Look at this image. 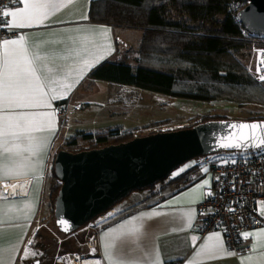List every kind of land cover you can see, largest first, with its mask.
<instances>
[{
	"label": "crops",
	"instance_id": "obj_1",
	"mask_svg": "<svg viewBox=\"0 0 264 264\" xmlns=\"http://www.w3.org/2000/svg\"><path fill=\"white\" fill-rule=\"evenodd\" d=\"M93 1L26 0L28 5L48 4V8L41 10L47 13L46 18L33 20L30 27L9 26L22 33L5 40L25 38L22 43L29 57L39 56L35 66L45 92L49 97L59 98L51 99V107L0 109V118L17 113L34 114L28 119L41 128L22 131L19 138L11 135L0 137V162L14 166L26 158L32 167L27 175L0 178V264H25L36 260L37 250L42 252L30 241L36 234L37 223L45 207L56 140L66 121L59 116V104L66 101L69 110H74L71 116L84 108L90 111L97 103L85 96L95 92V87L88 88L90 73L108 60L121 59L131 63L126 59L131 48L128 45L121 48V37L117 33V28H128L92 20L90 7ZM24 7L25 0H15L8 11ZM18 20L19 17L14 21L8 16V25ZM141 33L143 36V31ZM3 41H0V71L3 70L5 53ZM18 47L10 45L9 51ZM74 104H80V109H74ZM41 113H54V116L43 117L39 115ZM79 117L74 119L81 122ZM225 118L233 116L225 115ZM5 148L10 151L5 152ZM217 156L223 160L230 159L226 152H219ZM189 170L190 182L159 184L154 189L132 192L95 219L93 237L86 243L81 242L80 247L78 230L66 234L65 238L59 239L55 259H48L52 260L48 264H53V260L60 263L68 254L80 256L75 259L77 264H112L110 255L118 264H156L157 260L160 264L180 261L183 264H264V225L243 232L241 245L244 251L239 255L230 250L222 230L216 229L205 235L198 232V226L205 217L199 205L211 193L214 175L208 166L194 164L186 166L183 171L173 172L171 179ZM205 181L208 184H204ZM12 185H16L15 189ZM257 209L264 217V201L257 205ZM157 212L161 215H153ZM189 212L192 216L190 225ZM214 233L220 234L219 244L215 238L208 240ZM245 234L251 235L245 238Z\"/></svg>",
	"mask_w": 264,
	"mask_h": 264
},
{
	"label": "trees",
	"instance_id": "obj_2",
	"mask_svg": "<svg viewBox=\"0 0 264 264\" xmlns=\"http://www.w3.org/2000/svg\"><path fill=\"white\" fill-rule=\"evenodd\" d=\"M240 3V0L93 1L90 7L92 20L142 29L144 34L140 51L156 57L151 56L146 60L152 63L150 65H146L142 59L137 64L121 59L105 61L90 73L88 88L92 89L96 81H106L114 86L147 89L169 99L185 98L202 102L217 99L235 101L236 96L250 88L264 92V82L254 78L244 63L249 58L248 50L253 42L259 40L264 44V37L253 36L244 29L237 19ZM185 82L192 84L187 87ZM66 104V101L60 103L59 108ZM220 118L225 117L206 115L195 124ZM251 119L257 117L248 120ZM164 123L150 125L160 126ZM159 131L162 130L155 132ZM134 137L136 134L133 130L122 126H111L98 132L76 130L65 139L62 149L77 152L119 144ZM54 159L51 170L53 185L48 196L53 219L55 198L61 187L55 175ZM190 172L173 179L169 176L140 191L154 189L159 184L190 182ZM40 245L43 247V242Z\"/></svg>",
	"mask_w": 264,
	"mask_h": 264
},
{
	"label": "water",
	"instance_id": "obj_3",
	"mask_svg": "<svg viewBox=\"0 0 264 264\" xmlns=\"http://www.w3.org/2000/svg\"><path fill=\"white\" fill-rule=\"evenodd\" d=\"M240 1L247 2L238 13L244 29L264 36V0ZM251 124L258 127H241ZM261 138L264 118H220L101 148L77 152L60 149L53 166L61 182L55 198L56 226L60 232L70 234L108 212L132 192L171 176L196 157L256 150L264 147ZM35 264H39L38 259Z\"/></svg>",
	"mask_w": 264,
	"mask_h": 264
},
{
	"label": "rangeland",
	"instance_id": "obj_4",
	"mask_svg": "<svg viewBox=\"0 0 264 264\" xmlns=\"http://www.w3.org/2000/svg\"><path fill=\"white\" fill-rule=\"evenodd\" d=\"M142 31V29L134 28H128L125 30L117 28V33L119 37H121V48L125 47V45H128L131 48L130 55L126 56V59L129 60L131 64H137L138 61L142 59L141 61L145 60L144 62L146 65H150L152 63L146 62V60H149L151 56L154 57L155 55H145V52L140 51L142 38L140 39L139 37H142ZM248 52L250 53L249 58H247L244 63L250 68L252 76L257 79L255 71L256 62L254 53L252 52V46ZM96 82V85L94 84L95 92L93 94L85 95L89 100L97 102L94 105L95 108L93 107L90 111H88V109L85 110L84 108L83 110L74 113L73 116H71L70 113L74 110H69L68 115L65 117L66 119H64L66 121L61 128V133L56 140L57 147L55 148V153L62 149L65 139L73 135L76 130L98 132L111 126H122L125 129L133 130L136 136H142L155 132L158 129L169 131L191 127V125L200 121L202 116L206 115H220L223 117L228 115L233 116V118L237 117L238 119L256 117L264 118V92H256L251 88L240 96H236L237 98L235 101L217 99L215 101L212 100L211 102H202L185 98L169 99L161 93L139 87L129 85H127V87L114 86L106 81ZM191 84V82L184 83L187 87ZM110 93L116 94L111 96L109 95ZM114 98L116 100H114ZM113 100L116 101V104ZM98 103H101V106ZM74 117H79L81 122H77ZM157 122L166 123L160 126L150 125ZM55 153L54 157L56 156ZM194 164L195 160H191L175 171H180L186 166ZM51 170L49 173V181H47L45 207L40 215L39 224L37 223V226H39L36 230V234H34L31 239V245L37 248L40 247L42 250V252L37 250L36 253L35 259L39 260V264L50 263L52 260L48 259H53L57 254L56 251L59 247V239H63L67 236L59 231L48 205V196L50 194L51 186L53 185ZM172 176L173 174H171L170 177ZM126 205L127 204L123 205L121 208H124ZM78 231L79 247L81 242L86 243L90 241L95 233L93 224L90 222L78 229ZM42 242L43 247L40 245ZM79 257L80 256H74V254H68L64 260H60V263H56L55 260H53V264H68L70 261H75V259L78 260ZM34 261L25 264H35Z\"/></svg>",
	"mask_w": 264,
	"mask_h": 264
},
{
	"label": "built area",
	"instance_id": "obj_5",
	"mask_svg": "<svg viewBox=\"0 0 264 264\" xmlns=\"http://www.w3.org/2000/svg\"><path fill=\"white\" fill-rule=\"evenodd\" d=\"M14 2L15 0H0V41L18 37L22 33L21 30L5 26V22L8 24L9 21L8 16H4L3 13L8 11ZM241 2L240 10L247 4ZM260 42L259 40L253 42L252 52L256 62V77L264 82L260 79L264 75L262 62L264 44ZM69 108V104L61 106L58 109L59 116L65 119ZM73 108L78 110L80 105L74 104ZM225 152L230 155V159H220L218 153L205 154L193 159L196 165L208 166L214 175L213 189L199 205L205 217L198 226V232L205 235L216 229L222 230L230 250L239 255L244 251L241 245L243 232L264 225V217L257 209V205L264 201V147L252 151ZM94 220L90 223L96 225Z\"/></svg>",
	"mask_w": 264,
	"mask_h": 264
},
{
	"label": "snow or ice",
	"instance_id": "obj_6",
	"mask_svg": "<svg viewBox=\"0 0 264 264\" xmlns=\"http://www.w3.org/2000/svg\"><path fill=\"white\" fill-rule=\"evenodd\" d=\"M48 7V4L28 5L25 0L24 8L11 12L5 11L3 13L4 16H11L14 21L17 17H19V20L13 25H8L7 22H5V26L30 27L33 20L42 21L43 18H46L47 13H44L41 10ZM24 40L25 38L21 36L18 40L3 41L5 53L3 70L0 71V109L28 108L37 106L51 107V99L59 98L57 96L49 97L48 93L45 92V85L41 77L37 74L38 69L35 66V60H38L39 56L37 55L34 58L29 57L27 48L22 43ZM10 45H19V47L12 48V50L9 51ZM262 62H264V54H262ZM260 79L264 80V75H262ZM29 115L34 114L17 113L14 115H5L0 118V137H7L11 135L19 138V134L22 131L30 132L32 130H41L35 121L28 119ZM39 115L43 117H52L54 116V113H41ZM50 123L51 121H49V126ZM241 127H250L255 129L258 125H241ZM50 130L54 131V129L51 128ZM29 139H31V137H29ZM260 144L264 145V138H261ZM224 146L233 147L236 145L225 144ZM8 151L10 150L5 148V152ZM17 155H19V153H17ZM31 171V163L28 162L26 158L17 162L14 166H9L0 162V178L7 179L14 176L27 175ZM181 171H183V169H181ZM205 171H207V169H205ZM204 184H208V181H205ZM5 187H7V185H5ZM12 187L15 189L16 185H12ZM153 215H161V213L157 212L153 213ZM187 215L190 225L192 216L190 212L187 213ZM136 231H139V229H136ZM262 234H264V232H262ZM248 235L251 234H245V238H247ZM213 238L217 240L218 244L220 243L219 233L210 235L208 240L211 241ZM110 261H112V264H118V261L113 260L111 255ZM156 264H160L159 260H157Z\"/></svg>",
	"mask_w": 264,
	"mask_h": 264
},
{
	"label": "bare ground",
	"instance_id": "obj_7",
	"mask_svg": "<svg viewBox=\"0 0 264 264\" xmlns=\"http://www.w3.org/2000/svg\"><path fill=\"white\" fill-rule=\"evenodd\" d=\"M70 264H77L75 261H71Z\"/></svg>",
	"mask_w": 264,
	"mask_h": 264
}]
</instances>
